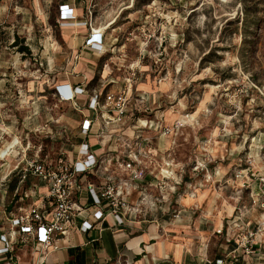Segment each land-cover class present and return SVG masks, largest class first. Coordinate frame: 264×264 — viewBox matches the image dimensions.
Returning a JSON list of instances; mask_svg holds the SVG:
<instances>
[{"label": "rangeland", "instance_id": "rangeland-1", "mask_svg": "<svg viewBox=\"0 0 264 264\" xmlns=\"http://www.w3.org/2000/svg\"><path fill=\"white\" fill-rule=\"evenodd\" d=\"M63 1L0 0V119L7 128L0 149L15 135L21 143L0 162V175L27 145V156L39 151L52 160L72 149L79 113L54 95L66 56L57 53ZM82 7L83 20L89 10L90 24L106 33L104 59L118 83L131 87L122 126L146 125L151 150L161 129H170L161 135L159 160L150 153L147 206L166 204L171 212L196 189L214 194L228 219L241 209L250 230L259 229L264 260V0H88ZM21 46L29 52L20 53ZM46 46L51 70L40 58ZM13 114L26 122L34 114V125L20 120L23 130L16 131ZM23 124L33 127L27 138ZM166 161L173 176L161 182Z\"/></svg>", "mask_w": 264, "mask_h": 264}, {"label": "crops", "instance_id": "crops-1", "mask_svg": "<svg viewBox=\"0 0 264 264\" xmlns=\"http://www.w3.org/2000/svg\"><path fill=\"white\" fill-rule=\"evenodd\" d=\"M61 5H74L75 8L72 11L74 17L69 20L65 19L63 15L60 16V10L58 11L57 22L61 28V41L64 46L57 45L59 48L57 53L60 54L63 50L66 56L62 57L58 64L60 72L55 77L54 87L68 85L84 90V93L77 95L75 99L79 110L73 109L71 103L58 102L55 97L59 104L68 105L79 113L78 119L74 122L75 139L71 148L81 142H86L96 156L103 153L113 156L117 147L113 139L114 136L111 137L106 132L101 136L98 134L100 119L98 118L93 123L88 136L81 134V124L84 116L91 114L87 110V104L92 92L103 98L107 94L117 93L126 90V88L131 92V87L126 84L127 82L118 83L119 75L112 73L109 63L104 59L105 54L99 55L84 49V44L92 32L88 26L76 25V23L84 19L85 12L82 5H85V1L68 0L60 3L58 7ZM91 29L95 33L103 34L105 49L106 33L95 23H92ZM48 48V46L44 48L45 52L40 58L43 57L46 68L51 70L53 59L48 55ZM148 85L138 84V88L144 91L148 89ZM32 115L28 116V122H26V117L21 118L20 114H13L12 124L16 131L20 132L22 129L19 125L20 120L27 123L28 126H33L35 118L32 119ZM121 126H118L120 129H117V134L124 137L130 136L133 125H128L126 128ZM31 128L33 127H25L27 131L24 134L25 138L29 136V133H32L33 129ZM116 128L111 127L110 129L115 130ZM5 129L7 128L4 126V120L0 119V136ZM9 138L12 137L9 136ZM164 138L161 135L157 138V145L152 147V158L159 160L161 154L165 152L162 143ZM7 144L8 142L5 143V145ZM146 167L147 173L143 181L139 183L141 187L154 182V178L151 179L148 175L150 167L148 163ZM115 168L116 164L113 162L109 170L112 171ZM87 181L96 183L97 178L79 177L82 187ZM136 192H133L132 200H134ZM195 192L196 196L194 197L190 195L179 197L178 206L175 208L172 206L174 210L171 212L166 204L163 207H144L142 213L139 214L140 217L137 219L128 218L124 225L119 227H114L109 221H105L95 225L94 229L87 233L73 230L65 240L58 241L59 249L52 252L44 264H209L208 261L211 262L210 264H214L215 259L233 251L236 247L234 242L227 243L225 236L215 234V231L221 226L227 233L226 224L230 220L228 218L231 217V214L224 215V211L228 210L220 208V200L215 198L214 194H204L200 189H196ZM45 193V186L37 178L31 176L21 180L13 172L4 183L0 182V234L7 237L10 231V223L5 221L6 217L20 215L22 210L37 204V197L43 196ZM25 194L29 196L25 197ZM80 196L82 200L88 198L85 191ZM136 197L138 198V195ZM176 198L175 195L174 200ZM80 202L83 203V201ZM87 202V205L92 204L90 199ZM175 213H179L178 218H174ZM84 215L82 213L80 218H83ZM33 245L31 241L13 245L9 254L0 255V264H6L8 261L11 264H31L34 258ZM2 246L3 244L0 242V248ZM258 247L261 252L262 246L259 244ZM259 254L255 258L243 257L238 264H264V260Z\"/></svg>", "mask_w": 264, "mask_h": 264}, {"label": "built area", "instance_id": "built-area-1", "mask_svg": "<svg viewBox=\"0 0 264 264\" xmlns=\"http://www.w3.org/2000/svg\"><path fill=\"white\" fill-rule=\"evenodd\" d=\"M74 8V5H61L59 7L60 16L63 15L68 20L72 19ZM87 15L89 19L76 23L88 26L92 32L84 44V49L103 55L105 53L103 34L95 33L91 29L89 10ZM82 93L84 90L80 87L72 88L62 85L55 87L54 95L58 102L71 103L73 109L79 110L75 99ZM128 93L129 89L126 88V90L110 93L100 98L99 94L92 92L87 104V110L91 114L84 116L81 124V134L88 136L93 123L99 118L101 123H99L98 134L101 136L106 132L111 137L114 136L113 139L117 146L115 155L109 156L103 153L96 156L86 142H81L74 145L71 150L61 152L56 159L52 160L47 155L39 156V151L27 156L26 150L29 149L27 145L22 149L21 159L15 162L7 172L3 174L1 172V183H4L14 172L21 180L29 176L37 178L45 186L46 193L38 196L37 204L22 210L20 215L5 218V221L10 223V231L7 237L0 234V242L3 244L0 248V255L9 254L13 245L19 242L31 241L34 244V258L31 264H44L46 258L59 249L58 241L65 240L73 230L87 233L92 231L95 225L105 221H109L114 227H119L124 225L128 218H134L142 213L144 207H148L149 200L145 195L146 185L139 186L147 173V163L152 164L150 139L143 133L146 125L142 126L143 128L133 125L134 130L131 131V135L125 137L118 135L117 129H110L126 123L127 108L130 103ZM158 128L155 126L154 130ZM169 133L170 129H161L160 135ZM14 140L15 143L9 146ZM19 147L21 143L17 137L5 147H1L7 152L2 154L3 150L0 149V162H3ZM113 162L116 168L110 171L109 167ZM163 163V167L158 172L161 175V182H163L162 179L173 176V171H169L170 162ZM149 173L152 174V172ZM80 176L96 177L97 182L87 181L82 187L79 182ZM175 184L178 183L175 182ZM83 191L87 193L92 204L87 205L88 198L81 199L80 195ZM134 191L138 194L135 201L131 199ZM190 196L193 197L194 194L191 193ZM164 198L162 197V201ZM256 202L257 199H252L253 206ZM153 206L152 203L148 208H153ZM82 213L85 215L80 218ZM178 217L179 213L174 215V218ZM226 228L227 233L221 226L215 234L225 236L226 242L229 244L234 242L236 247L233 251L215 259L214 264H238L243 257L258 256L260 252L258 246L261 245V240H258L260 231L259 229L250 230L245 223L241 209H238L227 222ZM208 263L211 262L208 261ZM6 264H11V262L8 261Z\"/></svg>", "mask_w": 264, "mask_h": 264}, {"label": "trees", "instance_id": "trees-1", "mask_svg": "<svg viewBox=\"0 0 264 264\" xmlns=\"http://www.w3.org/2000/svg\"><path fill=\"white\" fill-rule=\"evenodd\" d=\"M19 51H20V53H28L29 52L28 48L27 47H24V46H21L19 48Z\"/></svg>", "mask_w": 264, "mask_h": 264}, {"label": "bare ground", "instance_id": "bare-ground-1", "mask_svg": "<svg viewBox=\"0 0 264 264\" xmlns=\"http://www.w3.org/2000/svg\"><path fill=\"white\" fill-rule=\"evenodd\" d=\"M76 25H78V24H76ZM15 143V140L11 143V144H9V146H12L13 144ZM2 152V151H1ZM7 151H5L4 153H2V154H5Z\"/></svg>", "mask_w": 264, "mask_h": 264}]
</instances>
